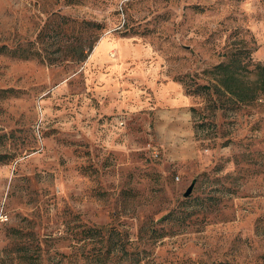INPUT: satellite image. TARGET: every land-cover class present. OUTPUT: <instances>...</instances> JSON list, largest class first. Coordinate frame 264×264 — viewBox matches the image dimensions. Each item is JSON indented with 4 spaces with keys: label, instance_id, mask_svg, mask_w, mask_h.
<instances>
[{
    "label": "rangeland",
    "instance_id": "1",
    "mask_svg": "<svg viewBox=\"0 0 264 264\" xmlns=\"http://www.w3.org/2000/svg\"><path fill=\"white\" fill-rule=\"evenodd\" d=\"M233 56L264 0H0V264H264V95L202 89Z\"/></svg>",
    "mask_w": 264,
    "mask_h": 264
},
{
    "label": "trees",
    "instance_id": "2",
    "mask_svg": "<svg viewBox=\"0 0 264 264\" xmlns=\"http://www.w3.org/2000/svg\"><path fill=\"white\" fill-rule=\"evenodd\" d=\"M243 69L247 71L246 74ZM211 74L216 83L207 84L202 89L209 91L216 88L219 92L228 93L231 100L240 103H251L264 95V62L253 64L250 60L242 66L233 56L229 61L214 66ZM248 74H254L252 83Z\"/></svg>",
    "mask_w": 264,
    "mask_h": 264
},
{
    "label": "crops",
    "instance_id": "3",
    "mask_svg": "<svg viewBox=\"0 0 264 264\" xmlns=\"http://www.w3.org/2000/svg\"><path fill=\"white\" fill-rule=\"evenodd\" d=\"M99 49H98V51L101 53L102 51H104L105 49H107L108 47L107 46H104L102 43L99 45V47H98ZM178 87H179V85H178ZM180 89V88H179ZM178 89V90H179ZM180 91V90H179Z\"/></svg>",
    "mask_w": 264,
    "mask_h": 264
},
{
    "label": "water",
    "instance_id": "4",
    "mask_svg": "<svg viewBox=\"0 0 264 264\" xmlns=\"http://www.w3.org/2000/svg\"><path fill=\"white\" fill-rule=\"evenodd\" d=\"M193 188H194L193 185H191V186L188 188V190H187L186 193H185V196H186V197H188V196L192 193Z\"/></svg>",
    "mask_w": 264,
    "mask_h": 264
}]
</instances>
